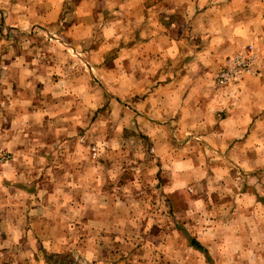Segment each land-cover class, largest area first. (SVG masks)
<instances>
[{"label":"crops","instance_id":"0c3cea01","mask_svg":"<svg viewBox=\"0 0 264 264\" xmlns=\"http://www.w3.org/2000/svg\"><path fill=\"white\" fill-rule=\"evenodd\" d=\"M0 19L10 35L25 36L26 67L52 65L42 77L71 79L69 89L48 81L51 92L82 96L78 82L87 77L88 90L96 71L117 82L116 96L139 115L138 127L156 160L172 173L182 172L174 178L186 177L184 186L172 190L199 176L195 161H202V179L222 182L202 186V202L194 201L192 209L202 230L189 245L202 247V264H264V185L253 184L256 174L264 177V0H0ZM132 32L133 41L114 47L112 39ZM96 35L109 42L96 44ZM36 39L48 47L36 49ZM246 45L260 51V71L217 87L216 71ZM64 55L66 76L54 70ZM92 90L84 96L88 103H94L93 85ZM63 142L53 144L60 156ZM69 157L82 160L71 176H81L76 186L92 196L94 159L83 147ZM83 208L82 202L70 207Z\"/></svg>","mask_w":264,"mask_h":264},{"label":"rangeland","instance_id":"374dc122","mask_svg":"<svg viewBox=\"0 0 264 264\" xmlns=\"http://www.w3.org/2000/svg\"><path fill=\"white\" fill-rule=\"evenodd\" d=\"M24 37L10 35L0 19V151L11 158L0 170V264H202V247L189 245L202 230L192 209L194 201L202 202V186L222 182L202 179V161H195L199 176L172 190L184 186L186 177L174 178L182 172L172 173L156 160L138 127L139 115L116 96L118 83L96 71L88 90L87 77L78 82L82 96L51 92L48 81L69 89L71 79L42 77L52 65L26 67L22 53L30 47ZM51 38L47 41L56 42ZM134 38L132 32L111 42L116 47ZM34 41L36 49L42 43L48 47L46 40ZM108 42L104 35L95 37L98 45ZM61 60L54 70L66 76L69 58ZM92 85L94 103H88L84 96ZM58 139L64 141L63 156L53 145ZM82 147L95 163L93 181L88 180L96 190L89 197L76 186L82 177L71 176L82 160L71 159L69 152ZM258 174L254 186L264 185ZM74 202L84 208L72 211Z\"/></svg>","mask_w":264,"mask_h":264},{"label":"built area","instance_id":"2783aa9c","mask_svg":"<svg viewBox=\"0 0 264 264\" xmlns=\"http://www.w3.org/2000/svg\"><path fill=\"white\" fill-rule=\"evenodd\" d=\"M259 62V53L253 45H246L244 48L229 56L224 65L216 71L213 76L214 84L217 87H228L239 83L244 76L256 75ZM10 156L0 151V170L10 162Z\"/></svg>","mask_w":264,"mask_h":264},{"label":"trees","instance_id":"16d2710c","mask_svg":"<svg viewBox=\"0 0 264 264\" xmlns=\"http://www.w3.org/2000/svg\"><path fill=\"white\" fill-rule=\"evenodd\" d=\"M194 246H196V243H194ZM199 248V247H198Z\"/></svg>","mask_w":264,"mask_h":264}]
</instances>
